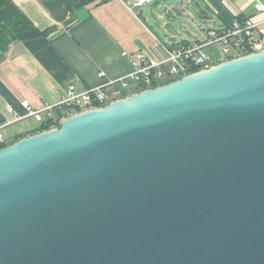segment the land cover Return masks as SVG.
Returning a JSON list of instances; mask_svg holds the SVG:
<instances>
[{"label": "water", "instance_id": "obj_1", "mask_svg": "<svg viewBox=\"0 0 264 264\" xmlns=\"http://www.w3.org/2000/svg\"><path fill=\"white\" fill-rule=\"evenodd\" d=\"M0 264H264V51L1 148Z\"/></svg>", "mask_w": 264, "mask_h": 264}, {"label": "crops", "instance_id": "obj_2", "mask_svg": "<svg viewBox=\"0 0 264 264\" xmlns=\"http://www.w3.org/2000/svg\"><path fill=\"white\" fill-rule=\"evenodd\" d=\"M128 1L107 0L72 12L79 0H11L0 11V25L22 13L41 31H51L48 36L16 41L6 52L0 51V146L40 133L49 113L54 120L61 119L63 109L57 106L70 86L78 92L98 86L103 81L100 72L109 80L128 76L133 69L130 57H124L123 52L129 56L141 51L160 55V42L178 44L198 39L179 19L186 10L202 31L208 25L201 26L199 21L231 28L236 22L251 19L257 25L253 36H264V13L256 10L264 0H190L189 6L169 8L155 0L134 11L129 10ZM164 8L165 15H156ZM149 13L157 18L158 29L150 23ZM135 93L131 87L127 95ZM24 102L33 110L53 109L29 116Z\"/></svg>", "mask_w": 264, "mask_h": 264}, {"label": "built area", "instance_id": "obj_3", "mask_svg": "<svg viewBox=\"0 0 264 264\" xmlns=\"http://www.w3.org/2000/svg\"><path fill=\"white\" fill-rule=\"evenodd\" d=\"M154 1L131 0L126 3L129 10L134 11ZM256 10L264 13V4L258 3ZM256 27L257 25L251 19L236 22L231 28L206 27L203 41L195 39L178 44L160 42V55H150L141 51L134 56H129L127 52H123L124 57H130L133 69L128 76L109 80L105 79L103 72H100L99 77L103 78L101 84L84 92H78L74 86H70L66 90L65 98L57 107L66 109L69 117L87 110L105 107L116 100L125 98L123 96L131 87L139 93L163 86L168 79L184 78L221 61L263 52L264 36L260 39L253 36ZM212 50L218 51V55L212 54ZM22 106L27 109L29 116H37L45 110L53 109L49 106L45 110H33L28 102L22 103ZM49 120H53L51 113L47 115L46 122ZM0 140H2L1 132Z\"/></svg>", "mask_w": 264, "mask_h": 264}, {"label": "trees", "instance_id": "obj_4", "mask_svg": "<svg viewBox=\"0 0 264 264\" xmlns=\"http://www.w3.org/2000/svg\"><path fill=\"white\" fill-rule=\"evenodd\" d=\"M107 0H79L78 4L71 8V11H75V9H82L92 3H103ZM11 3V0H0V11L8 6ZM50 30L41 31L38 29L35 24L24 14L18 13L3 24L0 25V51L2 53L6 52L10 45L16 41H28L41 36L50 35ZM179 79L167 80L163 85L169 84ZM124 95L123 97H126ZM64 110V111H63ZM61 110L59 118L57 120H49L47 121L41 128L40 133L44 131L52 130L53 128L61 127V120L67 117L66 109ZM7 146L1 145V148Z\"/></svg>", "mask_w": 264, "mask_h": 264}, {"label": "rangeland", "instance_id": "obj_5", "mask_svg": "<svg viewBox=\"0 0 264 264\" xmlns=\"http://www.w3.org/2000/svg\"><path fill=\"white\" fill-rule=\"evenodd\" d=\"M158 1H160L161 3H162V5H164V6H167V8H169V6H172V5H176V7L178 6V5H181L180 4V2L182 1V0H158ZM188 1V0H187ZM187 4H186V6H189V3H191L190 2V0L188 1V2H186ZM179 7V6H178ZM165 9L166 8H164L163 10H157L156 11V15H165L166 13H165ZM191 11V10H190ZM184 13H186V14H184L183 16H180L179 17V19L182 21L181 23L183 24V25H185L187 28H189L190 29V31H192V32H194L195 34H197L198 35V39H199V41H203L204 39H205V33H204V31H202V30H200L199 29V25H197V24H195L194 22H192L189 18H188V14L187 13H189V11L188 10H186ZM149 15V18L151 19V24L156 28V29H158V24H157V21L153 18V16H152V14L151 13H149L148 14ZM164 20H166V17H164L162 20H161V22H163ZM167 21H169V23H177L176 21H174V20H172V19H168ZM200 23V25L201 26H204V27H206L207 25H208V27H211V25L210 24H204L202 21H199ZM177 25L180 27V25L177 23ZM210 25V26H209ZM181 28V27H180ZM202 34V35H201ZM207 53H210V52H208L207 51ZM211 53L212 54H214L215 56H217L218 55V51H216V50H212L211 51Z\"/></svg>", "mask_w": 264, "mask_h": 264}]
</instances>
